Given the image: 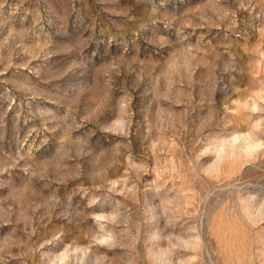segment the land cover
I'll use <instances>...</instances> for the list:
<instances>
[{
  "label": "rangeland",
  "instance_id": "374dc122",
  "mask_svg": "<svg viewBox=\"0 0 264 264\" xmlns=\"http://www.w3.org/2000/svg\"><path fill=\"white\" fill-rule=\"evenodd\" d=\"M0 264H264V0H0Z\"/></svg>",
  "mask_w": 264,
  "mask_h": 264
}]
</instances>
